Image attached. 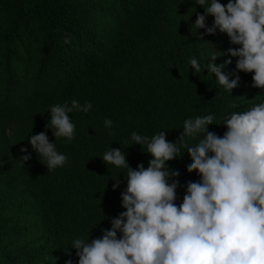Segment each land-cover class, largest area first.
<instances>
[{
	"label": "clouds",
	"instance_id": "1",
	"mask_svg": "<svg viewBox=\"0 0 264 264\" xmlns=\"http://www.w3.org/2000/svg\"><path fill=\"white\" fill-rule=\"evenodd\" d=\"M192 3L193 8L203 9L191 26L193 35L200 30L208 36L219 32L237 46L219 52L205 43L209 62L201 65L196 57L190 58L192 73L206 69L229 95L239 84L236 73H251V87L264 90V0ZM208 17L213 18L210 26ZM69 42L66 36L64 43ZM225 56L229 58L223 63H215ZM231 58H236L235 71L227 72ZM91 108L90 102L80 105L75 99L52 105L45 128L55 142L44 132L28 138L48 171L66 163L56 141L74 135L76 126L69 114ZM214 119V114L186 118L174 142L166 139V131L151 137L132 132V146L139 145L151 157L146 168L138 164L132 169L119 148L105 151L100 159L106 167L127 169L126 187L120 194L124 210L110 220V228L101 229L99 237L73 238L68 249L75 250L76 259L69 256L64 264H264V101L229 113L219 124ZM103 124L111 134L112 121L105 118ZM209 125L226 130L217 135L208 130ZM20 151L23 161L31 158L27 149ZM185 152L191 161L187 173L199 179L186 183L177 204L180 174L170 170L168 162ZM118 187L116 182L113 190Z\"/></svg>",
	"mask_w": 264,
	"mask_h": 264
},
{
	"label": "rangeland",
	"instance_id": "2",
	"mask_svg": "<svg viewBox=\"0 0 264 264\" xmlns=\"http://www.w3.org/2000/svg\"><path fill=\"white\" fill-rule=\"evenodd\" d=\"M79 1L87 8H96L95 12L89 14L86 37L92 39L98 46L101 55L113 57L116 54V43L111 37L118 34L122 36L127 32L132 15L129 13V17L125 16L128 12L123 11L116 3L118 0ZM131 1L139 7L137 11L151 2ZM38 17V8L34 0H0V68L5 60L2 39L8 41L7 48L10 52L16 48L23 52L29 47L32 54L40 51L43 37L39 34L41 23ZM13 33L22 35L20 45L17 44L18 41L12 40ZM204 40L201 31L196 35L191 31L175 35L166 32L165 37L161 39L136 44L134 53L145 56L151 63L137 74V79L145 81L146 87L153 92V98L160 105H168L163 82L166 80L170 89L182 84L185 80L184 71L190 69L188 64L190 58L197 53L200 63L209 62L206 59L208 46L204 44ZM210 46L213 51L225 52L216 44ZM162 49L166 52L167 49L173 51L172 55L168 54L170 58L166 60L167 63H171L170 77L166 72L167 67L163 64L164 60L158 58L160 54L162 57L166 54ZM67 56L68 65L74 68L73 73L77 81L74 90L68 95L64 94L65 89L61 83L51 81L46 90L35 94L23 90L18 102L8 105V108L2 107L0 99V173L5 171L9 158L14 164L16 176L22 172L21 165L24 161L21 148L27 149L39 164V168L24 183L11 184L9 199L0 211V252L8 259L6 262L0 256V264H64L58 244L47 241L51 235L50 231L54 233L53 213L56 214L58 204L75 207V211L74 208L70 209L74 213L77 212L76 217L79 218L81 227L92 239L101 235V229L110 228V220L123 211L120 206V194L126 187L124 175L127 169L114 168L106 179L98 178L94 169L103 165L100 158L105 152L104 145L138 124L136 116H126L112 121L111 134L103 124L106 118L104 112L85 116L87 127L84 130L73 135L71 140L60 138L56 141L57 150L63 153L67 160L63 167L52 171H48L28 144L31 135L41 132L48 136L50 142H55L51 131L45 128L50 106L65 102L70 104L73 99L80 103L82 99L83 80L79 64L72 56ZM21 57L23 58V55ZM228 58L227 56L218 58L215 63L221 64ZM37 61V57L34 56L30 67L36 66ZM235 63L236 58L232 59V63L225 71L234 72ZM202 72L208 75L206 69ZM242 76L241 73L240 77ZM209 81L212 87L217 86L214 76L209 78ZM247 91V89L236 91L230 96L228 103L230 111L227 115L264 101L262 95L264 90L257 91L254 95ZM126 160L132 169H136L138 164H143L142 158L138 155L128 157ZM116 182H119V187L113 190ZM26 252L33 253L34 256L25 259L22 255Z\"/></svg>",
	"mask_w": 264,
	"mask_h": 264
},
{
	"label": "trees",
	"instance_id": "3",
	"mask_svg": "<svg viewBox=\"0 0 264 264\" xmlns=\"http://www.w3.org/2000/svg\"><path fill=\"white\" fill-rule=\"evenodd\" d=\"M34 1L41 23L39 34L43 37L40 51L32 54L31 47H29L23 52L19 48L10 52V49L7 48L8 41L2 39L5 55L4 65L0 68L2 107L8 108V105L17 103L23 90L29 94L46 90L51 81L61 83L65 89L64 94L71 93L77 81L76 75L73 73L74 68L68 65L67 55H70L78 62L83 80V94L79 104L84 105L85 102L92 104V108L87 113L73 111L69 114L76 126L74 135L87 127L84 117L89 114L104 112L106 118L111 121L126 116H136L138 124L128 128L115 140L107 142L103 149L107 151L110 147L119 148L126 154V158L138 155L142 158L145 168L151 157L142 153L139 145L132 146L129 139L132 132L151 137L160 131H166V139L169 142H174L182 132L181 127L186 118L214 114L213 123L219 124L230 111L228 110L229 98L234 92L247 89L250 95H254L257 91H262V89L251 87V73H236L239 76V84L229 95L223 92L218 85L212 87L211 81H209L211 77L204 72L201 74L192 73V70L189 69L183 73L185 80L182 84L170 89L166 80L163 82L168 105L162 106L153 98V92L146 87L145 81L137 79V74L151 63L150 59L145 56H138L134 53L136 44L149 43L157 38L161 39L165 37L166 32L175 35L191 31L196 14H203V9L200 6H195V12L192 0H151L139 11L136 10L139 7L131 0L116 1L123 11L128 12L125 16L129 17L131 14L132 18L124 35L118 34L111 37L116 43V54L113 57L101 55L98 46L93 43L92 39L86 37L88 17L90 13L96 11L95 7L87 8L79 0ZM219 2L226 4L228 0H219ZM189 15H191L190 19H187ZM212 20V17H208L209 26L212 24ZM200 31L203 35V30ZM21 36L20 33H13L12 40L18 41L17 44L20 45ZM66 36L70 38V43L63 45ZM203 37L205 38L204 44H216L225 52L230 47H237L231 45L227 36L219 32L216 35H203ZM162 50L166 52V50ZM172 53L171 49H167L164 57L161 54L158 56L161 61L164 60L163 64L167 67L166 72L169 77L171 76L169 75L171 63H167L166 60ZM34 56L37 57L38 64L30 67ZM194 57L198 59L197 53ZM201 65L203 64L201 63ZM241 73L242 77H240ZM208 130L217 135H223L226 129L222 125L219 127L209 125ZM195 142L191 141V143ZM142 150L144 149L142 148ZM190 162L186 152L182 158L168 162L169 169L177 170L180 174L177 204L182 200L186 183L199 179L195 173H187L186 166ZM38 168L37 160L31 157L22 163V172L16 176L14 164L9 158L5 165V171L0 173V211L4 208L6 200L9 199L11 184L24 183ZM114 168L112 165L106 167L103 163L102 167L94 169V172H97L98 178L106 179ZM70 208H74L75 211L74 206L66 204L56 205V214L53 213V209L51 210L54 216V233L50 231L51 235L47 239L49 242L54 241L58 244L61 258L64 261L69 256L73 260L76 259L75 250L68 249L73 238L92 239L88 232L81 227L79 218L76 217L77 212L74 213ZM28 252L22 257L28 259L34 256L33 253ZM0 256L8 262L3 252H0Z\"/></svg>",
	"mask_w": 264,
	"mask_h": 264
}]
</instances>
